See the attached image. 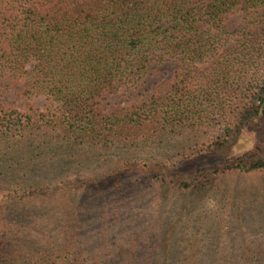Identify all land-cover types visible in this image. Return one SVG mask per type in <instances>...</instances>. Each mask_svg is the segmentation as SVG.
<instances>
[{
	"label": "trees",
	"instance_id": "trees-1",
	"mask_svg": "<svg viewBox=\"0 0 264 264\" xmlns=\"http://www.w3.org/2000/svg\"><path fill=\"white\" fill-rule=\"evenodd\" d=\"M235 12L242 25L229 33ZM259 26L264 0H0V94L45 100H0V264H264ZM165 59L178 66L146 96L100 106ZM251 121L262 150L203 164ZM238 178L252 183L235 190ZM204 218L236 231L231 250L197 257L193 228V252L175 254V229ZM139 222L152 236H124ZM145 242L151 251H138Z\"/></svg>",
	"mask_w": 264,
	"mask_h": 264
},
{
	"label": "rangeland",
	"instance_id": "rangeland-1",
	"mask_svg": "<svg viewBox=\"0 0 264 264\" xmlns=\"http://www.w3.org/2000/svg\"><path fill=\"white\" fill-rule=\"evenodd\" d=\"M242 23H241V13L235 12L233 15H231L225 23V27L227 32L231 33L232 31H236L240 29ZM250 31H264V26H259L258 28H249ZM230 43L233 39H235L234 35L229 36ZM178 66V63L171 59H165L162 62H151L146 69L144 70L143 74L139 78H130L128 80H124L118 84V87L113 92H104L100 98L98 99L100 106L105 108L106 110L115 108L117 106H123V105H129L132 103H135L139 101L143 96H146L147 93L153 89V87L160 83L161 81H164L171 77L172 73ZM0 100L5 101L6 103H12L14 106L18 107L21 104H30L33 105L36 108L41 109L44 104L45 100L41 96H31V97H20L17 98L16 94H14V91H8L6 93L0 94ZM164 146H169L167 140H162ZM151 148H153V145H151ZM263 149V140L260 133L256 131V127L254 126V123L251 121L246 128L241 132V134L235 139L233 144L229 147V150L213 154L207 156L204 161V165H209L210 163L227 158V157H236L238 155H241L243 153L256 151V150H262ZM165 152V151H164ZM152 153H149L148 156L150 157ZM202 161V162H203ZM202 166V164H200ZM227 183L228 188H232V178L228 180ZM252 182H248L247 180L243 178H238L235 180L234 188L235 190H242L245 189L246 186H249ZM176 204L169 203L167 206L171 207V209L164 208V210L169 211V219H167V224L173 225V222L176 220V217L171 216L172 214H175L177 209H172L175 207ZM206 210L208 208L206 207ZM171 216V217H170ZM155 225H152L150 228L156 229V221L154 220ZM195 223H189L190 229L189 230H180L178 227L175 229L174 233L170 236V239L172 241H176V243H181V247L179 249L173 250L175 254L179 256H186L189 254V252H193L189 250L187 247H189V244L192 240V232L194 231L193 228L197 229L200 228L199 234L196 236L199 237L202 241V246L197 252H193L196 254L197 257H204L211 253H221V252H229L230 247L232 246L231 239L236 236V231H230V233L224 232L225 230H221L215 227V225H212L210 221H208L207 218H204L202 220H195ZM163 222V221H162ZM185 223H187V220H184ZM247 224H243L242 226L237 227V231L243 229L244 231L251 230L252 226L248 224H252L251 222H245ZM255 223V221H254ZM253 223V224H254ZM188 224V223H187ZM237 224H234L232 221H230L228 227L229 229L231 227H235ZM222 226V225H217ZM158 228V226H157ZM123 229L126 231L124 233V236L128 234V231H133L136 233L137 231L146 230V233H144L146 238L152 236L151 229L148 228L147 225L144 224V222H139L135 224H129L126 227H123ZM160 231H165L163 226L160 227ZM139 234V233H138ZM129 235H127L128 237ZM136 237V235H134ZM250 240H260L261 237L258 236V234L250 233L249 237ZM149 241V240H148ZM145 248L139 246L138 251L146 250V242ZM147 251H151V249H147ZM233 252V251H232ZM151 253V252H149Z\"/></svg>",
	"mask_w": 264,
	"mask_h": 264
}]
</instances>
